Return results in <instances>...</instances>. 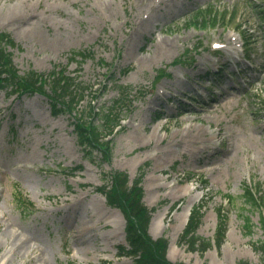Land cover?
I'll list each match as a JSON object with an SVG mask.
<instances>
[{"label":"rangeland","instance_id":"1","mask_svg":"<svg viewBox=\"0 0 264 264\" xmlns=\"http://www.w3.org/2000/svg\"><path fill=\"white\" fill-rule=\"evenodd\" d=\"M23 1L31 5L15 14L23 21L0 16L20 75L67 68L88 89L76 106L87 119L90 106L123 98L118 86L132 93L119 104L122 128L104 160L84 154L75 119L53 116L45 97L0 89V264H134L119 257L128 246L123 213L97 191L115 172L131 185L142 179V201L154 210L149 234L167 239L169 260L264 264V206L245 196L260 183L264 197V0H156L154 9L138 0ZM203 8L223 12L222 20H197ZM34 16L44 23L28 26ZM160 38L170 45L159 47ZM215 43L226 47L214 52ZM78 52L93 57L81 62ZM159 70L166 75L157 82ZM15 193L34 211L19 207ZM203 203L197 236L211 242L205 253L190 248L185 228L178 232L187 207ZM218 214L228 221L221 247Z\"/></svg>","mask_w":264,"mask_h":264},{"label":"trees","instance_id":"2","mask_svg":"<svg viewBox=\"0 0 264 264\" xmlns=\"http://www.w3.org/2000/svg\"><path fill=\"white\" fill-rule=\"evenodd\" d=\"M211 18V13L208 12ZM5 45L14 46V41L6 34L0 35V87H12L13 92L18 91L19 94L39 92L49 98L52 103V111L54 115L62 112L70 114L76 112V105L85 96L86 89L81 88L75 83V78L66 75V71H53L47 77L44 74H37L35 71L20 76L13 67L11 55L6 51ZM3 74L7 76L3 77ZM46 84L50 87V92L46 91ZM121 93L125 95V91L121 89ZM120 101H115L110 107L96 110L91 107L89 115L91 120H85L83 116L74 117L77 120L76 132L79 144L88 149L87 154L97 150L105 158L111 156V142L103 140V132L108 130V135L114 133V129L119 125L120 116L117 106ZM95 118V119H94ZM96 118L98 120L96 121ZM111 186L99 189L112 207L119 208L125 215L127 220L126 232L127 241L130 249L121 247V252L135 258V264H173L166 258L167 241L162 238L154 241L148 234V227L151 218L150 210L142 203L143 190L136 182L134 186H129L128 176L124 173L117 172L111 176ZM246 199L254 205L257 203L252 192L247 189L245 192ZM18 197V196H17ZM17 202L29 212L32 211L31 203H24L19 196ZM24 203V204H23ZM202 206L192 211L185 236L189 237L191 246L195 247L198 243L195 232L202 219ZM250 221V218H247ZM250 230L251 227L248 226ZM226 232V223L221 218L217 231V244L221 245ZM205 245V244H203ZM207 247L203 246L202 251ZM264 249V248H263ZM182 264V263H178ZM239 264H248L241 262Z\"/></svg>","mask_w":264,"mask_h":264},{"label":"bare ground","instance_id":"3","mask_svg":"<svg viewBox=\"0 0 264 264\" xmlns=\"http://www.w3.org/2000/svg\"><path fill=\"white\" fill-rule=\"evenodd\" d=\"M150 2V8L154 9V8H158L157 5H156V0H138V2L140 3V8H143V7H147V3L146 2ZM161 2L163 0H160ZM31 5L23 0H18L13 6H9L8 8L6 7H0V16L4 17V16H11L13 19L14 22H20V21H23V16L20 17V16H15V14H20V13H25L26 11L25 10H28L29 7ZM143 9L140 13V17L136 20H134V23H139L138 26H140L141 24H143L144 22V18L142 17V14H143ZM26 23L28 26L30 27H38V26H41L42 23H44L43 19H40L39 16H34V18H30L28 20H26ZM157 45H159V47H168V41L167 40H164V39H159L156 41ZM174 44V43H173ZM162 47V48H163ZM162 94L159 93L158 94V98H161ZM187 116V115H186ZM174 144L172 143L171 140L168 141L167 143V147H172ZM187 191V190H186ZM192 206L193 204L189 205L186 209V213L184 215V217L182 218L180 224H179V229H178V232L181 233L183 231V229L185 228L187 222H188V218H189V215H190V212H191V209H192Z\"/></svg>","mask_w":264,"mask_h":264}]
</instances>
